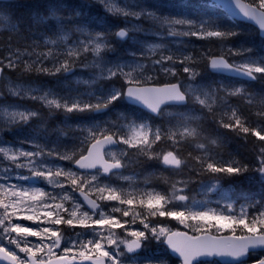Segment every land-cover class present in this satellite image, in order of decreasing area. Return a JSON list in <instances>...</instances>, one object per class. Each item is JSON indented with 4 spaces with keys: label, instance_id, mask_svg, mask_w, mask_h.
I'll return each instance as SVG.
<instances>
[{
    "label": "snow or ice",
    "instance_id": "6c2138e0",
    "mask_svg": "<svg viewBox=\"0 0 264 264\" xmlns=\"http://www.w3.org/2000/svg\"><path fill=\"white\" fill-rule=\"evenodd\" d=\"M105 11L117 18L125 21L124 27H119L115 31L106 29L104 31H89L86 28L76 27L75 32L86 35L87 39L78 41L76 46L68 44L66 57L55 68L56 72H69L75 66V61L83 54L91 53L95 57L93 66L99 69V79L111 80L115 77H121L126 82L124 90L111 88L106 92L101 93L99 96L93 98L97 101L91 103L80 97L69 99L57 98L55 94L45 92L43 95L33 96L34 89H24L20 85L12 86L9 83L10 94L23 97L27 96L33 100L41 101L45 106L50 109L64 110L66 113L73 112H101L108 109L111 105L121 99H126L131 103H139L146 106L152 113L157 115H173L165 113L162 105L167 107L169 105H178L188 107L192 105L190 113H181L180 123L181 128L179 132L172 131L171 129L164 134L165 139L170 140L173 146H178L182 141H187L189 138L198 140L200 138L199 125L197 121L200 119L198 116L193 115L196 111V106L200 110L207 109L208 112L213 111V105L216 104L217 95L223 91L227 97H245L248 96V103H252L251 94L246 93L243 87L225 88L221 85L219 88L212 89L211 86L203 88L193 83L199 73L194 66H184L183 72L189 74V83L182 85L180 83L166 84L163 87H142L141 85L151 81L152 76L146 75L147 66L137 63L135 65L116 63L109 66L110 61H105L102 55L105 52L114 51V46L111 42L112 39L123 41L130 36V33L140 31L139 28L133 24V20H140L143 18L151 22L155 26H162L168 31L170 36H197L202 38L216 37L222 40H227L232 37L240 35L239 32L230 29H221L211 21H203L197 23L192 19L169 17L157 15L154 12L140 9L139 11L132 10L129 6H122L120 0H100ZM235 5L240 9L245 18L251 19L259 25L261 32H264V0H254L251 4H244L242 0H234ZM55 10H53L54 14ZM131 18V19H130ZM40 22H45V17L38 18ZM61 31L65 26V21H59ZM182 26H188L189 29L195 27V31H180ZM68 36L60 37V42L67 44ZM46 44H58L57 40H47ZM162 45H149L148 52L151 55L159 53L160 58L153 61V71L156 70L155 66H160L161 71L169 75H176L175 67H165L164 62H173L172 55H165L162 51ZM18 52V50H17ZM144 53L141 52V55ZM229 55H236L241 57L240 63L229 62L223 55L210 57L211 69L224 73L235 74L238 77L247 78L250 81L257 79V74L264 78V56L256 57L252 55L250 48L241 47L239 49H228ZM16 55V54H13ZM52 52L46 53L51 56ZM133 55H135L133 53ZM20 57L16 55L18 60ZM193 61L191 55L184 56L180 61L181 64ZM33 63L24 62L25 71H50L46 68H35ZM7 67L14 69L16 64L12 59H9ZM125 69H128L125 71ZM3 68H0V73ZM95 82V81H93ZM259 103L264 106V98L259 100ZM264 116V113H258ZM39 113L34 111H11L7 112L10 122L27 123L30 119L37 117ZM229 122H224L221 118L218 121L220 127L228 129L238 134L245 136L251 133L259 141L264 142V131L256 128H249L246 122L238 115L235 108H230V114L224 113ZM127 119V117H125ZM196 125V126H193ZM96 130H93V129ZM115 131L109 128H100L98 125H93L86 129L88 136L86 140L90 139L91 143L85 148L87 154H81L74 162L81 169H97V174L90 175L89 179H84L82 175L76 172L65 170L62 167L53 166L52 162L47 160V157L58 156L62 160H71L73 155H61L58 152L45 151L40 148L39 151H26L23 148H15L13 146L0 145V158L9 162L16 169H27L29 175L20 176V179L25 181H32L35 183L46 182L57 188H64L58 178H64L72 186L73 189H78L84 200L89 205V210H82V205L76 202L71 195L65 192L59 197L60 202L56 203L57 197L45 191L44 188L35 186H19L15 184H0V231L6 234L7 242L9 245H15V248L20 253H24L23 257L19 256L16 251L10 250L0 243V260L7 261L8 264H52L51 256L54 255V248H59L63 237L59 230H53L55 226L62 223L69 226L80 225L84 228L91 229L96 233L97 238L80 243L79 256L83 260L92 261L93 264H122L121 257L126 254L136 253L140 250L145 241L150 237L157 241L166 243L174 253H178L183 258V264H211L209 260L203 258L221 257L230 258L229 264H246V258L250 253H255L257 250L264 251V211L249 218L246 209L241 208L238 216L236 215H223L217 214L215 209H208L204 211H189L185 215L184 211L169 210L164 211V207L171 204L173 200L187 201L189 198L186 195H173L171 199L160 193L149 192L146 194L147 199H140L139 204L143 206L146 211L152 216H168L175 217L181 224L186 220H201L206 221L209 216H213L217 221L223 219L231 221L230 225H219L220 228L229 227L232 235L228 238L220 237H200L188 236L187 233L175 231L172 232L166 227H153L149 228L148 224H144V230L126 228L125 225L129 223H136L139 213L132 214V220L129 222L121 220L115 215L105 213L97 200L91 199L90 194L84 191L85 186H89V192L94 191L97 199L100 201H119L123 205H132L133 198L129 194V198H124L121 193L109 185H100V172L113 173V170H119L125 167L124 157L127 156V151H105V146H117L120 144L126 145L128 148H135L143 152L150 159L159 158L162 163L169 165L172 168L180 169L185 165V160H182L176 151H168L161 156L153 157L151 154L152 145L161 141L162 133L160 128H153L148 122L137 123L135 120L129 121L126 124H114ZM123 132V134H121ZM179 136V139L177 138ZM211 144H216V140H211ZM196 147L200 150H206L203 143H197ZM107 156V159L105 158ZM200 161L202 170L213 174H224L227 176H243L249 172V166L242 164L238 160H234L218 166L217 163L212 162V157L206 155L204 158L196 157ZM258 166L253 168L252 171L259 175V178L264 181V147L259 149L257 155ZM99 166V167H98ZM127 179V178H125ZM95 182V183H94ZM51 200L54 203L49 204L46 201ZM72 200L71 210L64 207L66 201ZM231 207V206H229ZM47 209L43 212V216L48 219L49 226L43 227L42 224H35L33 227L24 226L19 222H13V217L20 213H32L31 215L24 216L28 221H41V210ZM91 212V215H90ZM111 212H121L123 217L129 216V211H122L120 208H112ZM68 216L65 219L63 214ZM96 217V218H94ZM143 223V220L140 221ZM211 227H217L213 224ZM123 229L127 233V238L116 237L115 229ZM239 228L243 232L242 235H236V229ZM108 235H104V231ZM203 231L204 229H197ZM15 234V236L13 235ZM40 237L41 242L28 246L27 237ZM23 238V239H21ZM49 240L50 243H45ZM23 245V246H22ZM121 245L124 246L126 251H121ZM109 246L112 251H109ZM76 244L73 242V247H65L63 249L65 256L59 257V261L63 262L69 259L68 253L73 251ZM38 254L41 258H38ZM43 257H46L43 258ZM135 260V256L127 257ZM76 257L72 256L71 260ZM160 264H167L166 260H160ZM254 264H264V256L254 261Z\"/></svg>",
    "mask_w": 264,
    "mask_h": 264
},
{
    "label": "rangeland",
    "instance_id": "374dc122",
    "mask_svg": "<svg viewBox=\"0 0 264 264\" xmlns=\"http://www.w3.org/2000/svg\"><path fill=\"white\" fill-rule=\"evenodd\" d=\"M120 3L122 6H129L132 8V10H135V11H139L141 8L145 9L146 11H151V12H153L152 10H154L152 7L147 8L145 6L146 3H144L141 0H132V3L129 0H120ZM190 4L192 7H195V9L202 7V5H200L199 3L190 2ZM179 11H180V13H179ZM10 13L12 14L11 11H10ZM206 14H209L208 10H206ZM174 15H175L174 17H177V18H187L188 19L191 17L197 18L199 16H202L203 14H201L195 10L183 9V10H177L174 13ZM213 15L221 18L220 13H218L216 10H213ZM170 17H172V16H170ZM132 22H133V24L136 25L137 28L140 29V31L133 32L134 34L132 35V38L129 40L122 42V41H117V40L115 41L114 39H112L111 42L112 43H113V41L114 42H121L123 44H126L128 46V48H130V46H135L137 48L135 53H139V55L137 57L132 56L129 59H109V56H108L109 52H105L102 54L104 56L105 61L111 62L109 64V66H112L113 64H116V63L128 64V65H135L137 63L144 64L147 66V69H148L146 72V75L152 76L154 78V80L157 78H163L164 81H167L168 76H172V75L166 74L161 70H158V71L152 70L153 69V61L156 59H159L160 55H159V53H157L154 56L151 55L148 52V47H149V45H162L163 46L162 51L164 52V54L165 55H172L174 57L173 62L165 61L164 66L165 67H175V69H176L178 66L182 65L180 63V61L183 58L182 59L178 58L177 55L179 53H177V52L173 53V54H170V53L168 54L169 51L167 50V48H171L172 46H170L168 44V42H166V41H170L173 36L168 35V31H167V33H160L158 31H156V29L154 27H151L148 25V24H151V22L148 21V23H147L146 20H143L142 18L138 21L133 20ZM10 26H11V18L7 14V5L0 3V34L2 31L6 30ZM122 26H125V22ZM122 26L119 25V26L115 27V29L111 28L109 30L115 31L117 28L122 27ZM144 27H147L148 29L145 30V29H143ZM165 30H167V29H165ZM89 31H91V30H89ZM245 31L250 32L251 28L245 29ZM147 34H150V36L147 37ZM72 35L73 34H68V38L71 37L70 43H73V36ZM163 36H166V37H163ZM211 38L212 37H207V38H203V39H205V40L209 39L210 40ZM86 39H87L86 35L81 34V36H79L75 40V43H73V46L77 45L78 41H83ZM176 42L179 43L180 41H176ZM56 46H58V45H56ZM50 47H53V46H50ZM200 47H204V49H203V53H204V51H206L208 46L206 44H203ZM55 48L57 50L61 51L59 48H57V47H55ZM31 51L35 52V49L32 48ZM18 52H20L19 53L20 56L21 55H28L29 56V54H30V53H28V51H18ZM51 52H52L51 56L56 58V60L53 62V64L51 63L52 65L50 68L52 70L47 71V72L44 71L43 75L51 74L53 76L47 77L46 79H43L41 81L38 78L30 80L25 76L23 77L22 72H17L15 75L11 74V73L5 74L4 80H3L2 85H1V93H0V136L6 134L7 132L11 131L12 129H13L12 131H14L15 129L16 130L19 129L25 134L26 138H30L27 140L29 142V151H31V149L35 145L37 148H39L37 151H39L40 148H43L45 151L58 152L61 155H65V154L71 155V153L75 149H77V147L81 144L84 137L88 136V133L86 131L87 128L93 127V125H98L100 128H106L108 126V124L106 122L111 121L112 120L111 117L106 116L107 118L103 121L92 120V118L95 116L96 113H104V112H106L107 109H105L101 112H85V113L83 112V114L79 113V112L66 113L64 110L60 109L59 111H60V114L63 115L62 119L64 121V124L62 126H60L57 129L56 127H52L50 124H47V123H43V122L42 123H36L37 126L35 127L33 134H31V132L29 133L26 131L27 129H30L31 131L33 130V128L28 125V124H31L29 122L33 118L30 119L27 123L20 122L18 120L16 122H10V118L7 116V112H11L14 110L15 111H34V112L39 113V115H40L41 109H44L45 111H48L51 113H53L56 110V109L48 108L39 100H33L27 96L17 97V96L10 94V92H9V83L10 82H11L12 86L20 85L24 89H29V88L34 89L35 91L32 92L33 96H39V95H43L45 92H49V93L55 94V96L57 98H63V99L71 100L72 98H76L79 96L74 93L76 86L73 83H71V81H67L69 76H71V79H73L75 82H77V83L83 82V84L84 83L96 84L97 82L102 80V79L98 78L99 77V69H96L93 66V61H94L95 57L91 53L83 54L79 59H77L75 61V66L71 69V71L65 72L67 74V75H65V76H67L66 79L57 78L56 75H58L59 73L64 72V71L56 72L55 68L59 67L60 63L65 58H67L66 52L61 51L63 54L62 57H58V55L56 54L55 51H51ZM131 52H132V50L130 51V53ZM141 52L144 53L143 56L148 55L150 57H153L151 59V61L139 59V57L142 56ZM6 55H8V54L3 53V56L0 57L1 58L0 62H2L3 64H5L7 66V63L9 61V57H6ZM11 55H12V57H10V58L13 60V62L19 63L18 62L19 59L18 60L16 59V55H13V54H11ZM261 56H264V55H257L256 57H261ZM28 58H30V57H28ZM28 58H23V60H21L20 62L27 61L28 63H30V59H28ZM4 59H5V61H4ZM43 59H45V57ZM46 59L50 60L51 57L47 56ZM205 59L202 63L199 62L196 64V66H202L201 71L204 74L206 73V71L203 69ZM240 62H241V58L238 60V63H240ZM184 66H190V65H184ZM184 66H182V68ZM86 68H87V70H90V69L91 70L85 71L84 69H86ZM76 69H81V71L77 72ZM127 70L128 69H125V71H127ZM10 71H8V72H10ZM176 72H177V69H176ZM49 78H50V80H49ZM122 80H124V79L122 78ZM93 81H95V82H93ZM263 82H264V78H263ZM193 83H195V84H197L203 88H208L209 86H211L212 89L219 88V86L210 84L208 81H205V82L194 81ZM221 85H223L225 88H229V89L235 88V87H241L239 85L233 86L231 82H227V81H222ZM249 85L254 86L255 88L253 89L252 92L246 91V93L251 94L252 102H255L258 106H260L261 108L259 110L263 111V113H264V106H262L259 103V100L264 98V87L260 88V87H257L256 85L251 84V83H249ZM64 87H65V89H64ZM76 91H78V90H76ZM80 98H82V97H80ZM226 102L227 101H222L221 106H223L224 108H221L220 111H217V110H215V108L217 107V104L219 103V100L217 98L216 104L213 105L216 107H213L214 111H212L213 112L212 117H213V115H217V118L220 119L221 116L224 113H226L227 110H229V108H228L229 104H224ZM118 103H120V101H118ZM191 108H192V106L182 107V108L175 107V106H169L163 110L165 113H171L173 115H166V114L160 115L161 119H159L158 124H159V128L161 129L162 139L159 142L163 143L164 141H166L169 146H173V144L170 140L163 138L164 134L167 133L170 129L172 131L179 132V130L181 128L180 115L179 114L190 113ZM204 111L205 112H200L196 106V111L194 113H191V114L196 115L200 118L197 121V124L199 125L198 130L200 131L201 135H200V138L198 140H194V148L197 150V154L201 158H204L206 155H209L212 157V153L209 152L207 149H206L207 152H205V150L200 151V149H198L196 147L197 143H203V144H205L206 147H209L212 145L210 143L211 140L214 139L217 141V143L219 142V137L216 135L210 134L208 132L209 128L207 126H205L206 131L201 129V124H202L201 122L207 116L206 112H208L206 109H204ZM116 112H117L118 120L115 121V124L123 125V124H126L132 120H135L137 123H140V122H144L146 120V118L143 119L141 117H136L135 115L128 114L125 111H122L120 109H118ZM55 113L56 112L53 113V117L56 116ZM75 113H78L77 116L74 115ZM76 117H78V118L76 119ZM125 117H127V119H125ZM212 117L209 116L210 120H212ZM34 118H36V117H34ZM61 122L62 121H60L59 123H61ZM59 123H57V124H59ZM21 125H23V126H21ZM48 125L50 127H47ZM260 125H264V124H260ZM193 126H196V125H193ZM69 127L71 128V130L73 132L71 136H69V134L64 129V128H69ZM81 127H83L82 132H86L87 135H83L80 133ZM5 128H7V129H5ZM257 128H264V127L258 126ZM93 130H96V129L94 128ZM18 131H15V132H18ZM15 132H13L14 136H15V134H14ZM48 132H50V133H48ZM121 134H123V132H121ZM177 138L179 139V136ZM89 140L90 139L85 140V141H89ZM189 140H192V139L189 138L187 141H189ZM187 141H182L178 146H175V148L176 149H177V147L179 149L183 148V145ZM159 142H156L155 144H153L152 149H151V154L156 155L157 157L162 155L161 152L159 150H157L155 153H152V152L154 150H156V147H157ZM24 150H26L25 146H24ZM110 150L116 151V152L127 151V153H128L130 148H128L126 145H124V146H121L120 148H113ZM135 150L138 151L137 149H135ZM138 152L141 153L139 158L143 157L145 155L141 151H138ZM57 157L58 156L47 157V160H50L52 158H57ZM124 162L126 165L131 166V163L126 159V156L124 157ZM187 162L190 165L191 159ZM199 163H200V161H199ZM191 168H193V166H191ZM199 168H200V170L196 172V175H199L203 171L202 167H199ZM151 172H155V170L150 169V170L146 171L145 173H143V172L140 173V175L143 176L144 182H148L149 184L151 183V178L149 177ZM180 172H181L180 169H173L172 170V173L175 175L179 174ZM27 173H29V172H27ZM94 174H97V172H95ZM101 175H102V172H100V177H101ZM20 176H27V174H23V173L16 174L15 178L12 180L13 184L19 185V186H29V187L35 186V185H33L32 181H29L31 184H27V183L22 182L21 181L22 179H20ZM112 177L115 179H119V180L121 178L122 179H125V178L129 179L130 178L129 175H127L124 171L121 173H116L115 175L113 174V176H111V178ZM185 179H187V178H185L183 176H179V177H175L174 181L181 180V181L185 182ZM58 180L61 182L60 178H58ZM125 181H128V180H125ZM191 181H193V180L187 179V185H186L187 187L189 186ZM139 184H140V182H139ZM177 189L179 190V195H186L189 198L187 200V203L192 202V199H194L196 197L197 199H201V200L206 199V201L209 204L215 205V206L219 207L220 209H222L224 207L233 206V204H234V201L230 198V192L225 190V189L219 188L217 181L215 183H213L211 186L208 183H205V184H201L200 186L193 187L189 193L187 191H182L180 189V185H178V184H177ZM144 192H147V191H144ZM75 201L78 202L77 200H75ZM108 207H109V209H112L111 204H109ZM44 211H47V209L41 210V216L43 215ZM103 211L105 213H107V209L104 208ZM31 214L32 213H20L19 215L24 217L26 215H31ZM94 218H96V217H94ZM176 222H179V221H176ZM144 224H148L149 228L166 227L170 231L173 230V227L177 225V223H174V221H167L166 219L162 220L160 223H154V224L144 223ZM179 224H181V223L179 222ZM202 228H205L204 224H203ZM13 235L15 236V234H13ZM87 237L88 236H87V233H85V231H83L82 234H80L79 232H76V233L73 231L70 232L65 238L62 239L60 247L54 248V250H53L54 255H52L51 257L56 256V255H66L64 253L63 249L65 247H73V242L76 244V247L73 248V251L71 253H68L67 255L79 256V251H81V249L79 247L80 243L93 239V238H87ZM116 237L129 239V237L127 235L122 236V235H120V233H118L116 235ZM21 239H23V238H21ZM35 239H37V237H32V236L27 237L29 247H32L33 245L41 242V240L34 242ZM154 240L150 239L148 241V248L151 250L152 254L157 253V252H162V251L166 252L163 247H161L157 242H155L157 240H155V241ZM44 242L50 243L49 240H45ZM0 243H3L5 245V247H8L10 250L16 251L17 254L21 257H23L25 255L24 253H20L19 250L15 248V245H9L8 244L6 234H4L2 231H0ZM108 250L112 251V247L109 246ZM120 250L125 251L123 245H121ZM130 256H135L136 259L135 260L129 259V258H127L129 256L126 254L125 257L120 258L122 260V264H141L140 263L141 255H130ZM38 257L41 258V255L38 254ZM43 258L46 259V257H43ZM211 264H219V263L213 262Z\"/></svg>",
    "mask_w": 264,
    "mask_h": 264
},
{
    "label": "trees",
    "instance_id": "16d2710c",
    "mask_svg": "<svg viewBox=\"0 0 264 264\" xmlns=\"http://www.w3.org/2000/svg\"><path fill=\"white\" fill-rule=\"evenodd\" d=\"M39 1H41V2H39ZM47 1H48V3H47ZM62 1H66V3L63 4V2H61L60 0H55V1H53V0H43V1L42 0H13L12 2L6 4L8 10L12 12V16H13V19L15 22V26L12 29L3 31L2 32L3 35L1 33L0 37H3L5 39H10V38H14V37L19 38V39L21 38V40L16 41V42H18V44L16 42H15L16 43L15 44L12 41H11V43H9V45H11L13 47V49L12 48H6L5 50H3V53L8 54V55H6V57H9V59H11L10 57H12L11 54H16V55H19V57H20L19 61H18L19 63L15 62L16 67L14 69H10L5 65L6 69L8 71L11 70L9 73L15 75L17 72H22V76H25V77H28L33 73H37L38 76L43 73V71H39L41 73V74H39V72L37 70L25 71L24 70V62H20V61L23 60V58H28L29 56L28 55L27 56L26 55L20 56V54H19L20 52H17V50L18 51H26V49L29 50L30 47H36L37 45L41 44V39L39 38V34L42 33L43 31H45L48 27V24H49L48 21L51 19V15H49V9L51 8V4L55 7V9L57 8L56 11H57L58 15L64 19L65 23H68L69 21L72 22L73 19L76 17L78 12H80L82 17L88 21H95V20H99V19L106 21L108 19V17H105V19L99 18V15H100L99 13L102 10L98 6L99 5L98 2H96V1H93V0H62ZM141 1L146 3L145 6L147 8L152 7L158 14L163 15V16H169V17L173 14V11L176 8L179 9L182 7L181 5L184 4V2H181V4H177V2L179 0H141ZM190 1L195 2V3H199L198 0H190ZM251 1H252V3L254 2V0H251ZM59 2L61 3L62 6L60 5ZM55 3L56 4L59 3L58 4L59 7H58V5L56 6ZM187 5H189V3ZM60 7H62V8H60ZM21 8L25 9L24 15H27V16L36 15L38 18L39 17H45L46 18L45 22H42L45 29L40 28L42 25H35V26L29 27V29H26L24 27V24L22 23L24 21L22 15L20 16L22 19L17 18V15H16L18 10ZM195 10L198 12L200 11L198 8H196ZM102 13H104V12H102ZM110 18L107 20V28L108 29H111L110 24L112 25V24L116 23L115 20L113 21V19H110ZM212 21L214 22V24H216L221 29H230V30H233V31L240 33V35L232 37V38L227 39V40H222V39L216 38V37H212L210 40L209 39L205 40L202 37H200L198 42L194 43L191 47L187 48V56L191 55L193 57V61H197V59L199 58L198 61L202 63L204 61V59L206 58V60L204 62L203 69L206 71L205 74L209 75L213 79V78H215L216 75L212 74V72H210L208 69L209 60H207V59L210 55L223 54V55H226L228 57L229 56V54H228L229 48L237 49L238 47H245V46L247 48H249L250 47L249 44H251V43H255L254 48H257L262 44V42L264 40L262 41L261 37L254 30H253L254 34L252 36V40H249L248 39L249 36L244 31L245 30L244 28L247 27V24L245 22L237 21L236 23L239 24V28H237L236 27L237 25L236 26L234 25L235 23L233 24L232 27H229L223 23V22L227 21V16L223 20H216L215 19ZM84 25H86V23H84ZM52 26L54 27L55 24H53ZM250 28L254 29L255 27H253L251 25ZM28 31H29V33H28ZM203 44H206L208 46L206 51H204V53H203V47L200 48V46ZM26 47H29V48H26ZM122 47H123L121 49L122 52L120 54H123L125 56H129L131 50L137 49L135 46H130V48H128V49H125V47H128L127 45H122ZM197 50H199L200 54ZM28 59H30V63H33L35 61L34 60L35 58H28ZM33 67H34V69L35 68H46L43 65H40L39 63H37L36 61H35V64L33 65ZM164 82L165 81L163 80V78H157V79H155L154 83H164ZM251 84L256 85L257 87H260V88L264 87L263 81L252 82ZM220 95L224 96L223 91L220 93ZM122 104L125 105V101L123 99L120 100V103L116 102L114 105H111L106 110V112L96 113L95 116L92 118V120L103 121L107 118L106 116H108V117H111L113 120L117 121L118 118H117V112L116 111L118 109L125 111L128 114H133L136 117H141L143 119L144 118L149 119V118L153 117L152 115H150L146 111H144L138 107H135L133 105H132L131 111H128L126 109H121L119 107V105H122ZM241 105L243 106L242 109L240 110L241 114H239V112H238V115L240 117L242 115L244 118L243 117H241V118L244 121H246V119H248L249 122L248 123L246 122L247 127L254 128V126H253L254 124L251 123L253 121V119H255L253 121L255 124H258V122H260V121H262L264 123V116H261L258 114V113H263V111H260V110L252 111V110H250V113H249L248 109H250V108H245L246 105L244 103H241ZM216 110L220 111V109H216ZM226 112H228L230 114V110H227ZM77 114L78 113H76V115ZM221 118L224 119V122H226V123L229 122L228 118L224 114L221 116ZM220 119L217 118V115H213V117H212L213 121L210 120V118H207L206 121L204 122L205 126H207L209 128L208 132L210 134H213V135H216L219 137L220 145L219 146L211 145V147L216 148V149L217 148L223 149L220 151H224L223 154L226 156L224 158V159H226L225 161H223V159H221V160H213L212 159V162L217 163L218 166H223L224 164H226L228 162L238 160L242 164H247L249 166V168L254 167V164L257 162V155L259 153V149L261 147H264V142L259 141L251 133H249L245 136L244 134H238L237 132H233V131H230L228 129H224V128L220 127L218 124V121ZM47 127H50V126L48 125ZM106 128H109L110 130L115 131V129L113 127L107 126ZM64 129L66 130V132L68 134L73 133L70 127L64 128ZM82 129H83V127L80 128V133H81V131H83ZM258 130L264 131V128H258ZM5 135L6 136L3 137V139L0 141V145L15 147L16 143L12 142L14 139L9 140V141H5L6 138H11L10 135H8V133H6ZM18 143H21V145L23 144L21 141H19ZM166 145H168V144H166ZM24 146H25V149L27 151H29V142L28 141L24 144ZM24 146L22 147L23 149H24ZM79 153H80V150L78 151L77 149H75L71 153V155H73V158H74L77 155H79ZM181 154L186 156L188 158V160L191 159V163L195 164L197 167L196 170H198V171L200 170L198 167H201V164L199 163V161H197L195 159L196 157H198L197 150L192 146L191 143H189L188 141L185 142V144L183 145V148L181 150ZM146 159H150V158L147 155H144L143 157H140V158L138 157V161H140V162H146L147 161ZM68 163L69 162L67 161V164ZM69 166H71L70 163H69ZM70 168H71V171L76 172L78 175H82L84 177V179H89V177L87 175H84V174L78 172L73 167H70ZM27 172H28V170H27ZM165 172H167V171H165ZM201 173L203 174V172H201ZM236 177L242 183V186L240 187V193L243 192L247 196H249L250 193H254L256 195V200L253 199V202L251 203L252 208H249V210H247L249 218H251L253 215L258 214L261 211H264V181H262L259 178V175L257 173L255 176L252 175V177L248 173H245L243 176H236ZM7 180H9V179H7ZM60 180H61V183H64V185L66 186V190L62 191V192L69 193V195H71L73 197V199H74V197H77V194L75 192L76 189H73L72 186L66 181V179L60 178ZM246 180H249V181L255 180L256 181V183H255L256 188L254 191L250 192L252 187L246 186L247 185ZM140 184H142V182H140ZM100 185L102 186L103 184H100ZM252 186H254V185H252ZM85 188L89 190V186H85ZM118 191L121 193V195L124 198H129L130 193L128 192L127 188H120ZM92 192H94V191H92ZM166 192H167V190H166ZM94 194H96V193L94 192ZM61 195H63V193H61ZM54 196L57 197V200L55 202L56 203L60 202L59 194H56ZM133 199H134V197H133ZM136 199L139 201L140 199H146V198L136 197ZM49 201L51 202L50 204L54 203L51 200H49ZM72 203H73L72 200L66 201L64 203V207L71 210ZM133 204H135V206H137V203H135V201H133ZM133 204L130 205L129 209H125L123 206H117V205L111 204L112 208H120L122 211H129L130 214L128 217H125V218L122 217L120 219L121 223H123L125 220L130 222L132 220V214L137 213V212L140 214L138 219H141L142 217H154V216H151L146 211V209L143 206H141L139 203L138 204L141 207V211L140 210L138 211ZM254 205H256L255 211H251V209L252 210L254 209L253 208ZM0 210L3 211L2 209H0ZM188 212L189 211L185 212V215H187ZM119 213L121 214V212H119ZM63 215L65 216V219L68 218V216L66 214H63ZM138 219H136V220H138ZM13 221H15V217H13ZM43 221L44 222H41V221L37 222V224L40 223V224H42L43 227H48L49 221L48 220L47 221L43 220ZM33 223L36 224V222H33ZM231 223H232L231 221L223 220V219L217 221L216 218L213 216H209V218L206 221H201V220H186L185 221V224L188 228H193L194 230H197V229L202 228V226L204 224L205 227H209L210 229L213 230V232H216V233H232L231 229L229 227H225V228L219 227V225H230ZM213 224H216L217 227H215V228L211 227ZM77 227H82V226L77 224L73 227V226H69L67 224L62 223L61 225L55 226L53 230H59L60 234L64 235L65 233H67L72 228L76 229ZM125 227L131 228V229H137L138 228V227H133L131 225V223L126 224ZM236 233H243V232L241 231V229L237 228ZM165 255H166V252H163V251L154 253V254H152V256L148 257V259L152 260V261H148V263L145 262V264H158L153 259L156 257L165 256ZM170 264H177V262L174 259H172Z\"/></svg>",
    "mask_w": 264,
    "mask_h": 264
},
{
    "label": "bare ground",
    "instance_id": "6f19581e",
    "mask_svg": "<svg viewBox=\"0 0 264 264\" xmlns=\"http://www.w3.org/2000/svg\"><path fill=\"white\" fill-rule=\"evenodd\" d=\"M43 1V0H42ZM55 1V0H54ZM61 2H63V4L64 3H66V1H62V0H60ZM39 2H41V1H39ZM47 3H48V1H47ZM60 3V2H59ZM58 3V4H59ZM200 3V2H199ZM43 4V3H42ZM41 4V5H42ZM50 4V3H49ZM56 4V3H55ZM58 4H56V6L58 5ZM52 5V4H51ZM60 5H61V3H60ZM66 5V4H65ZM64 5V6H65ZM62 6V5H61ZM58 7H59V5H58ZM66 7V6H65ZM49 8V7H48ZM55 8V7H54ZM60 8H62V7H60ZM102 8H103V10H105L104 9V7H103V5H102ZM173 8V7H172ZM8 9V8H7ZM99 9V8H98ZM174 9V8H173ZM177 9V8H176ZM200 11V13L201 14H203L205 11H206V6H202L201 8H198ZM24 8H21V9H19L18 10V12L16 13V15H17V18H19V19H22L20 16L22 15V17H23V19H24V21L22 22L23 24H24V27L26 28V29H29V27H31V26H35V25H42L40 28L41 29H45V27H44V25H43V23L42 22H40V20L38 19V17L36 16V15H32V16H27V15H24L25 14V12H24ZM30 10V9H29ZM34 10V9H33ZM56 10H57V8H56ZM66 10V9H65ZM100 10V9H99ZM171 10V9H170ZM173 11V10H172ZM31 12V11H30ZM22 13V14H21ZM64 13V12H63ZM98 13V12H97ZM179 13H180V11H179ZM29 14V13H28ZM35 14V13H34ZM96 14V13H95ZM24 15V16H23ZM110 19H112V18H110ZM107 21V20H106ZM114 21V20H113ZM112 22V21H111ZM148 23V22H147ZM110 26H111V24H110ZM117 26H119V25H117ZM116 26V27H117ZM37 27V26H36ZM38 28V27H37ZM111 28H113L112 26H111ZM23 29V28H22ZM25 29V30H26ZM113 29H115V28H113ZM16 32V31H15ZM14 33V32H13ZM20 33V32H19ZM26 33V32H25ZM28 33H29V31H28ZM11 34V33H10ZM16 34V33H15ZM2 35H3V33H2ZM13 35V34H12ZM27 35V34H26ZM29 35V34H28ZM6 36V35H5ZM15 36V35H14ZM7 37V36H6ZM22 37V36H21ZM19 40H21V38L19 39V38H10V39H5V38H3V37H0V57H2L3 56V50H5L6 48H12L13 49V47L11 46V45H9V43H11V41L12 42H16V41H19ZM22 42V41H21ZM17 44H18V42H16ZM15 43V44H16ZM9 45V46H8ZM20 45V44H19ZM201 48V47H200ZM198 52H199V50H197ZM199 54H200V52H199ZM220 55H223V54H215V55H213L214 57H216V56H220ZM225 58H227V56L226 55H223ZM177 57L178 58H180V59H182V57H181V55L180 54H178L177 55ZM4 61H5V59H4ZM208 69H209V71L210 72H212L213 71V69H211V66H210V61H209V63H208ZM21 77V76H20ZM24 77V76H23ZM22 79V78H21ZM49 80H50V78H49ZM54 81V80H53ZM49 83V82H48ZM54 83V82H53ZM249 83H252V82H249ZM60 84V83H59ZM58 84V85H59ZM158 84H161V85H166L167 84V81H165L164 83H154V85L155 86H157ZM60 86V85H59ZM62 88V87H61ZM60 88V89H61ZM74 88V87H73ZM64 89H65V87H64ZM71 89V88H70ZM62 90V89H61ZM63 91V90H62ZM67 92V91H66ZM68 95V94H67ZM223 97H225L226 99H228V97L227 96H223ZM224 104H229L228 102H226V103H224ZM222 104H221V101H219V103L217 104V107L215 108V110L216 109H220L221 110V108H224L223 106H221ZM133 106H135V107H138V108H140V109H142V110H144V111H146L147 113H149L150 115H152V116H154L155 115V113H152L146 106H141V105H133ZM54 111V110H53ZM214 111V110H213ZM54 112H56L55 114H56V116H54L53 117V113ZM53 113H51V112H48V111H45L44 109H42L41 110V112H40V115L38 116V118H37V120H36V123H47V124H50L52 127H56L57 129L60 127V126H62L63 124H64V121H63V115L62 114H60L59 112V110H55ZM63 113V112H62ZM85 113V112H84ZM54 114V115H55ZM83 114V113H82ZM74 115H76V113L74 114ZM77 116V115H76ZM75 118V117H74ZM78 117H76V119H77ZM80 118V117H79ZM60 121H62L61 123H59ZM57 123H59V124H57ZM107 124H108V126L109 127H113V125L115 124V120H111V121H108V122H106ZM32 125H33V123H31ZM20 128V127H19ZM3 129V128H2ZM5 129H7V128H5ZM11 130V129H10ZM13 130V129H12ZM19 130V129H18ZM166 142V141H165ZM196 142V141H195ZM197 143V142H196ZM166 144H168L167 142H166ZM212 145H214V146H219L220 145V143L218 142L217 144H212ZM166 146H168V145H166ZM201 151V150H200ZM185 154V153H184ZM186 157V156H185ZM187 158V157H186ZM146 160H149V159H146ZM188 161V160H187ZM256 166H258V163L256 162L255 164H254V167H256ZM144 213V212H143ZM142 213V214H143ZM141 214V215H142ZM147 215V214H146ZM152 216V215H151Z\"/></svg>",
    "mask_w": 264,
    "mask_h": 264
},
{
    "label": "water",
    "instance_id": "95a60500",
    "mask_svg": "<svg viewBox=\"0 0 264 264\" xmlns=\"http://www.w3.org/2000/svg\"><path fill=\"white\" fill-rule=\"evenodd\" d=\"M217 1H220L221 3H223V4H225L231 11H232V13L235 15V16H237V17H239V18H243V19H248V18H245L244 16H243V14L241 13V11H240V9L235 5V2H234V0H217ZM242 3H244V4H248V3H245L244 1H242ZM264 33V32H263ZM0 68H3L2 66H0ZM213 71H215V70H213ZM229 74H231V73H229ZM233 75H235V74H233ZM0 76H1V73H0ZM106 147V146H105ZM77 167H79L77 164H75ZM99 167V166H98ZM84 170H86V169H84ZM81 194V193H80ZM83 197V196H82ZM83 199H84V197H83ZM188 236H191V235H189V234H187ZM229 236H231V235H227V236H214V235H211V234H206V235H201L200 237H220V238H228ZM176 255H178L179 256V254L178 253H175ZM59 257H56V258H53V259H51V261H52V264H93V262L92 261H88V260H83V259H75V260H71V257H69V259L68 260H66V261H63V262H61V261H59V259H58ZM182 258V257H181ZM213 257H211V258H209V259H212ZM219 258H221V257H219ZM183 259V258H182ZM203 259H206V258H203ZM223 261H230V258H221ZM0 264H8V262L7 261H3V260H0Z\"/></svg>",
    "mask_w": 264,
    "mask_h": 264
}]
</instances>
